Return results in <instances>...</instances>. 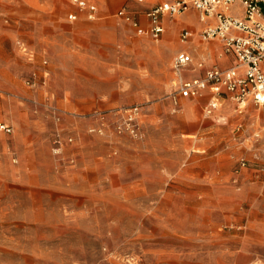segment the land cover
<instances>
[{
	"label": "rangeland",
	"instance_id": "374dc122",
	"mask_svg": "<svg viewBox=\"0 0 264 264\" xmlns=\"http://www.w3.org/2000/svg\"><path fill=\"white\" fill-rule=\"evenodd\" d=\"M86 1L0 0V264H264V107L182 97L172 65L221 42Z\"/></svg>",
	"mask_w": 264,
	"mask_h": 264
},
{
	"label": "built area",
	"instance_id": "2783aa9c",
	"mask_svg": "<svg viewBox=\"0 0 264 264\" xmlns=\"http://www.w3.org/2000/svg\"><path fill=\"white\" fill-rule=\"evenodd\" d=\"M75 2L81 10L88 11L90 18L95 17L96 5L86 0ZM192 9L203 24L201 39H218L223 48L221 55L234 56L236 63L227 68L217 64L207 67L206 58L195 62L192 53L179 51L172 65L178 74L180 95L197 97L209 90L212 108L217 107L225 94L244 106L251 100L264 107V0H166L146 11V26L138 22L126 8L120 9L117 15L130 22L139 34H151L158 38L165 30L163 20L166 15L174 17ZM77 16L75 12L68 14L71 20L77 19ZM192 34L191 30L184 29L181 40L188 42ZM196 69H203L204 74L194 77L184 75V72L192 73ZM134 120L135 116H131L130 121ZM1 128L11 131L8 125H2Z\"/></svg>",
	"mask_w": 264,
	"mask_h": 264
},
{
	"label": "crops",
	"instance_id": "0c3cea01",
	"mask_svg": "<svg viewBox=\"0 0 264 264\" xmlns=\"http://www.w3.org/2000/svg\"><path fill=\"white\" fill-rule=\"evenodd\" d=\"M164 1H166V0H164ZM164 1H161V2H158V3H162V2H164ZM158 3H156V4H158ZM155 4V5H156ZM155 5H153V6H155ZM152 6V7H153ZM151 8V7H150ZM70 13V12H69ZM197 12L195 11V10H192V12H190L189 14H188V16H187V18H186V21L187 22H191V23H193V24H195L196 26H198L199 28L202 26V24H201V22H199V21H197V23H196V20H197V18H194L193 17V15L192 14H195L196 16H197V14H196ZM116 15H117V13H116ZM165 20H166V16L164 17V20H163V23L165 24ZM221 44V43H220ZM216 46H218L217 44H214V45H209L208 47H205V48H207L206 50H207V52L212 56V58H214L213 59V62H209V64L207 65V67L208 66H210L211 64H217L219 67H222V68H227V67H230V66H232V65H234L235 63H236V60H235V58H234V56H224V55H221V54H219V56L217 57V59H216V57L215 56H213V52H214V48L216 47ZM221 46H222V44H221ZM188 48H184V49H182V50H186V51H188V52H190V53H192L193 54V56H194V58H195V50L191 47V46H187ZM182 50H180V51H182ZM179 52V51H178ZM177 52V53H178ZM176 53V54H177ZM175 54V55H176ZM230 63H232L231 65H229ZM204 74V70L203 69H196L195 71H193L192 73H189V72H184V75L186 76V77H194V76H200V75H203ZM205 92H209V95H210V97H211V94H210V91L209 90H206V91H204V93ZM203 93V94H204ZM202 94V95H203ZM201 95V96H202ZM189 98H194V97H189Z\"/></svg>",
	"mask_w": 264,
	"mask_h": 264
},
{
	"label": "bare ground",
	"instance_id": "6f19581e",
	"mask_svg": "<svg viewBox=\"0 0 264 264\" xmlns=\"http://www.w3.org/2000/svg\"><path fill=\"white\" fill-rule=\"evenodd\" d=\"M200 22V21H199Z\"/></svg>",
	"mask_w": 264,
	"mask_h": 264
}]
</instances>
